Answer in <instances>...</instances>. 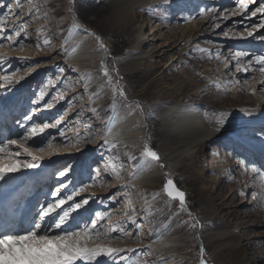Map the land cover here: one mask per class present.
I'll use <instances>...</instances> for the list:
<instances>
[{"label": "rangeland", "instance_id": "1", "mask_svg": "<svg viewBox=\"0 0 264 264\" xmlns=\"http://www.w3.org/2000/svg\"><path fill=\"white\" fill-rule=\"evenodd\" d=\"M7 2L12 3L15 10L16 0ZM22 5V12L18 13L19 20L16 22H28L29 39L25 40L26 46L23 48L6 45L0 49V56H3L0 74L14 81L11 86L21 87L18 96L26 92L25 87L28 88L27 111L34 101H39L34 100L35 93L41 90L47 93L45 102L52 103L53 108L46 109L45 114L49 112L52 116H43L41 123H55L59 116H64L61 127L68 138L67 143L58 136L56 129H48L44 135L54 138L52 147L64 144L63 148L68 147L76 154L74 160L58 166L52 174L56 179L63 167L75 164L74 170L70 172V175L74 172L75 175L69 178L74 186H68L67 194L82 184H89L86 192L92 193L97 184L98 194L94 199L97 205L92 213L94 210L110 208L114 213L110 217L111 224L126 221L133 214L137 220L145 217L139 236L132 226L127 238L122 235L116 239L110 237L111 244H131L135 246L134 249L143 250L130 253L128 264H199L201 244L205 249L207 264H264V176L259 171L253 172V166L264 170V151L256 147L234 152L231 146L225 147V137L229 133H220L217 139L204 142L184 155L177 154L182 146L164 131L165 123L159 115L161 110L189 99L200 102L214 130L222 110L231 114V122H261L243 126L242 133L251 135L264 128V111L259 113L250 109L264 106V90H260L257 83L264 80V73L259 72L258 68L254 73H237L232 62L238 50L264 54V41L252 37L238 38L240 33L245 32V26L260 22V14L256 17L244 14L222 19L218 12L215 23H219L220 27L214 28L211 20L206 24L211 14L208 18H201L198 10L214 5L231 9L233 0H188L186 9L175 10L173 16L169 14L170 8L167 6L165 9L162 4L137 9L131 22L123 25L115 18V9L110 0H22ZM30 9L32 16L27 15ZM7 11V8L0 9V19L6 20V26L14 22L5 15ZM223 15L227 16L228 13ZM182 16L193 18L184 20ZM73 19L81 22L91 33L82 35L80 32L82 39H87L91 48L97 47L102 54L97 58L98 64L92 67L94 69L82 74H79L80 68L74 64L68 67L61 62L65 58L61 51L69 43L67 37ZM151 22L159 28V40L153 45L138 47L136 37L147 36ZM183 31L184 35L181 34ZM224 33H228V36ZM259 35H264V30ZM62 37L63 41L59 44ZM97 37L102 39L106 50L100 47ZM45 40L49 41L47 45H44ZM200 48L209 49L210 52H200ZM142 52H148L149 55ZM8 57L12 59L3 63L2 60ZM16 57L28 58V63ZM229 59L231 71H225L224 64ZM103 67L112 77L111 83L104 75ZM60 68L64 69L63 73L59 72ZM26 73H30V76L27 75L29 78L24 87V79L15 83ZM41 76L50 78L44 88L41 86L44 82ZM233 76L240 83L233 81L228 84ZM245 79L247 84L244 83ZM6 85H9L8 82ZM48 85H51L49 91ZM11 86L5 89L11 91ZM252 87H256L255 94L250 91ZM120 90L124 91V96L118 94ZM60 96L65 99L60 100ZM34 105L39 107L43 103ZM16 108L14 106V113ZM114 108L132 112L140 110L144 115L146 136L134 152L116 143H110L108 148L102 147L99 139L104 125L102 118ZM5 131L9 132L11 139L13 126H8ZM44 135L40 138L44 139ZM78 139L84 142H75ZM147 143L162 158L160 170L150 186L131 181L134 164L141 160L143 147ZM252 143L258 145L259 142ZM113 145L115 147L110 151ZM78 151L81 153L78 154ZM256 151L262 152V162L256 157ZM172 154L180 156L177 163L172 160ZM129 156L138 159L133 162L128 159ZM161 162L164 167H161ZM97 164L103 179L91 183V169ZM163 171L186 191L187 210L192 213L191 217L188 211L179 210L178 201L163 193ZM51 187L52 190L56 188ZM117 192L121 193L118 204H110L107 198ZM197 220L199 224L193 227ZM243 220L248 223L247 232L241 230ZM161 233L176 237L181 243L168 249L143 247ZM251 234L255 235L259 244L258 256L249 254L251 245L246 241ZM238 241L241 243L238 244Z\"/></svg>", "mask_w": 264, "mask_h": 264}, {"label": "snow or ice", "instance_id": "2", "mask_svg": "<svg viewBox=\"0 0 264 264\" xmlns=\"http://www.w3.org/2000/svg\"><path fill=\"white\" fill-rule=\"evenodd\" d=\"M169 3H171V0H163L162 7L166 9ZM257 4L258 6H256ZM233 5L231 9L223 8L219 5L201 7L198 10V14L201 18H208L209 14H211L214 28L220 27L219 23H215L218 19V12L221 13L222 19L244 14L256 17L260 14V22L245 26V32L240 33L238 38L247 39L252 37L264 41V35H259V32L264 30V2H261V0H233ZM4 8L8 10L5 15L12 18L14 22L6 26V20L0 19V49H3L6 45L13 48L25 47V40L29 39L27 35L28 22H16L19 20L18 13L22 12V0H16L15 10H13L12 3H8L7 0H0V9ZM223 13H228V15L225 16ZM27 15H33L31 9ZM191 18L193 17H181L184 20ZM22 35L23 39H21ZM224 35L228 36V33H224ZM97 39L100 42V47L106 50V45H104L102 39L99 37ZM48 43V40L44 41V45ZM199 51L210 52L209 49L203 48H200ZM216 55L218 57L219 53ZM209 58H212L211 55ZM11 59L12 57H8L7 60H2V62L7 63ZM15 59L23 60L25 64L28 63V58L16 57ZM232 59L237 73H254L257 68L259 72L264 73V54H252L244 50H238L234 53ZM101 63L103 66V61ZM224 69L225 71H231L230 64L225 63ZM102 70L104 75L108 77L109 83H111L112 77L108 74L107 68L103 67ZM63 71V68L59 69L60 73H63ZM29 74L26 73L25 76L20 77L15 83H19L20 80L25 79ZM2 79L7 81L9 85L14 83L9 76H4ZM233 81L237 84L240 83L235 76L227 83L231 84ZM247 82V79H245L244 83L247 84ZM257 83L260 90H264V80H260ZM217 88H219V85H217ZM250 91L255 94L256 87H252ZM118 94L121 96L125 95L123 90H120ZM59 99L63 100L65 97L60 96ZM33 103L37 105L43 103L45 109L53 108L52 103L45 102L43 90L40 92L39 101H34ZM35 111L36 109L33 108L24 114L21 119L15 121L19 127L24 129L25 134L23 136L19 139L0 138V185L8 184L13 174L36 167L45 158L46 154L49 156L52 154L51 149L54 138L44 135L46 130L56 129L58 136L67 143L68 138L61 127L64 123V116H59L55 123H35L33 122ZM2 113L3 107L0 106V114ZM230 115L227 111H221L219 119L215 122L216 132L229 133ZM29 124H31L30 129L28 128ZM231 133H235V135L229 134L225 137V147L231 146L234 152L240 149L247 150L256 147L264 151V128H261L258 133L251 135L242 133L237 128H232ZM42 135H44V139L41 141L42 146H38L35 149L25 146L27 142L39 139ZM77 135L79 136V133ZM253 141H258V145L253 144ZM76 142L83 143L84 141L78 139ZM109 144L108 140H104L102 147L108 148ZM13 147L22 150L23 155L27 158L22 159L21 151H12ZM114 147L113 145L109 150H113ZM46 148L49 150L47 153ZM240 154L243 155V152ZM143 158L154 160L157 163L161 160L158 152L147 144L144 145L140 156V159ZM128 159L135 162L138 158L129 156ZM161 167H164V165L161 164ZM135 170H138V168ZM71 171L72 167L69 166L58 172L57 179L64 178V181L50 192L52 198L50 201L46 199L39 204L38 211L28 221L26 226H23L22 223L16 224L14 217L11 220L0 221V264H128V253L143 251L142 249L117 248L94 242L100 238L108 239L111 237L116 239L121 237V235L127 238L130 235L132 226L135 227L136 235L139 236L145 217L137 220L135 214H133V216L127 217L126 221H118L115 224H111L109 222L110 217L114 213L110 208L103 211L94 210L93 213L86 217L83 216V213L88 212L90 203L94 202L95 194L93 193L87 198L81 197L77 200L76 197L79 193H84L89 188V184H82L78 188H74L71 194L65 195L68 186L72 184V181L68 179ZM257 171H259L261 176H264V170H258L253 166V172ZM105 175L111 174L105 173ZM102 179L101 169L93 167L89 176L90 182L95 183ZM162 191L168 198L179 202L180 211H188L186 193L176 186L174 179H165ZM120 195L121 193L119 192L116 195H110L107 198L108 202L110 204H118ZM188 215L191 217L192 213L188 211ZM77 217L81 218L77 220ZM197 224H199L198 220L193 227H196ZM200 227L202 228L203 226L200 225ZM204 254L205 249L201 244L199 264H207Z\"/></svg>", "mask_w": 264, "mask_h": 264}, {"label": "bare ground", "instance_id": "3", "mask_svg": "<svg viewBox=\"0 0 264 264\" xmlns=\"http://www.w3.org/2000/svg\"><path fill=\"white\" fill-rule=\"evenodd\" d=\"M112 6L114 7V15L117 21L123 23V25H128L132 18L135 10H143L151 7L152 5H163V0H110ZM188 0H171L167 6L170 8L171 16L175 14V10L180 11L182 9H186V3ZM194 1V0H193ZM196 2V1H195ZM194 4V3H193ZM190 11V10H189ZM172 18V17H171ZM211 18L206 22L209 24ZM82 24V23H81ZM78 23L73 19L71 31L68 38V42L65 46H63L64 52L62 55L65 57L61 60L65 66L72 67L74 64L75 67L80 68L79 74L82 72L92 71V67H95L98 62L97 58L101 57L100 50L97 47L91 48V43L88 44L86 41L82 39L80 36V32L84 34H90L83 25ZM164 24V23H163ZM202 28V27H201ZM162 31V30H161ZM202 31V30H201ZM161 33V32H160ZM162 34V33H161ZM185 32L183 31V33ZM198 34H202L199 32ZM144 35V34H143ZM160 38L159 28L155 23L149 24V34L145 37L137 36L136 42L138 43V47L144 44L153 45ZM180 40V39H179ZM63 41V37L59 44ZM180 42V41H179ZM94 43V42H93ZM183 42L180 44L182 45ZM179 44V45H180ZM186 44V43H185ZM90 45V46H89ZM144 55H149L148 52H142ZM151 56V55H150ZM3 56H0L2 58ZM1 61V59H0ZM233 62V60H232ZM228 63L231 65V60H228ZM54 67V66H53ZM78 72V71H77ZM41 72H39L40 74ZM42 76L43 73H41ZM30 76V75H29ZM29 76H27L23 80L24 87L26 82L28 81ZM41 78L44 82L41 86L44 88V84L46 81H50V78ZM4 75L0 74V78H3ZM7 82L2 81L0 79V106L3 107V113L0 114V138H9V132L5 131L8 126H13L14 133H11V138L19 139L21 136L25 134L24 129L19 127L15 121L22 118V116L28 113L31 109L35 108V115L33 117V122L41 123L43 116L50 117L52 114L47 112L45 114V108L43 106H35L34 103L30 107V110H26L28 105L27 91L28 88L25 87V93L21 96H18L17 93L21 90V87H16L14 85H6ZM13 87V89L5 90L7 87ZM51 85H48V91ZM46 89V91H47ZM34 94V93H32ZM47 94V93H45ZM34 100L40 99V92L34 94ZM49 98V97H48ZM9 100V101H8ZM27 100V103H25ZM25 103V104H24ZM14 106H17L15 109V113L13 112ZM124 109V108H123ZM252 112L261 113L264 111V106H256L250 108ZM103 110V109H102ZM204 108L201 106L200 102L197 100H185L183 102H179L173 105L171 108L161 110L159 115L162 116L163 121L165 123L164 131L168 132L169 137L173 139L174 142L181 144L182 148L179 150L177 154H185L191 149H195L198 145L203 144L204 142H208L219 137L218 132L212 129L208 119L204 115ZM13 114V115H12ZM6 115V117H4ZM22 115V116H21ZM248 115V114H247ZM249 116V115H248ZM104 125L102 129V133L100 135L101 141L108 140L110 143L120 144L129 148L130 151H136L138 149L146 136V121L144 119V115L140 110L137 112H132L127 109L121 110L114 108L112 111L103 116ZM261 122L258 121H244V122H231L229 125V134L235 135V133H231L232 128H237L240 131L243 129L242 127L245 125H253ZM6 126V127H4ZM31 124L28 125L30 129ZM6 128V129H5ZM43 138L35 139L33 141H29L26 143V147H30L35 149L41 145V141ZM75 140V139H74ZM76 142V141H75ZM63 143V142H62ZM61 143V144H62ZM72 143V142H71ZM64 145V144H63ZM62 145V146H63ZM52 147L51 155H45V158L36 166L27 170H22L18 173L13 174L11 181L6 185H0V221L11 220L13 217L15 218L16 224H23L26 226L28 221H30L35 213L38 211V206L41 202L47 200H51L50 192L53 187H58L59 183L64 181V178H60L59 180L52 177L54 173V169L60 165H65V162L74 160L75 155L74 150L67 148ZM12 151H21V158H27L23 155L22 150L13 147ZM49 150L46 148V153ZM81 153L78 151V154ZM179 155H171L172 160L177 163L179 159ZM256 157L260 162L263 160V154L260 151H256ZM72 158V159H71ZM213 158V157H212ZM78 159V157L76 158ZM160 163V162H159ZM159 163L154 160H148L147 158H143L134 164V170L131 177V181L140 182L143 185L150 186L157 174L160 170ZM72 170H74L75 164L72 166ZM96 167H99L98 164ZM138 170H135L137 169ZM66 167H63L60 171H63ZM244 169V168H243ZM164 172V171H163ZM83 174V173H82ZM74 177L75 172L71 174ZM70 173L68 175V179L71 177ZM237 177V176H236ZM43 178V179H42ZM53 178V180H52ZM235 178V177H234ZM25 179H27L25 181ZM237 179V178H236ZM36 183L32 184L34 181ZM24 184L21 185V183ZM74 181V180H73ZM75 182V181H74ZM42 184V187L40 185ZM73 185V184H72ZM71 186V185H70ZM74 186V185H73ZM93 189L92 193H79L77 198H87L93 193L95 196L98 194L96 187ZM19 188V189H18ZM43 188L45 190L43 191ZM70 188V187H69ZM68 191V189H67ZM69 194V193H68ZM67 192L65 195H68ZM40 195V197H38ZM95 196L93 199H95ZM43 198V200H42ZM96 200L90 203V207L88 212L83 213V216H87L92 213V209L96 206ZM8 212L6 216L5 213ZM81 217H77L79 220ZM75 223V221H74ZM241 230L248 231L249 226L246 220H243ZM240 229V228H239ZM107 240V242L105 241ZM105 241V242H104ZM110 238L108 239H96L94 242L98 244H104L117 248H127L134 249L131 244H111L109 243ZM91 243V242H90ZM181 242L176 237H172L165 234H158L153 239L147 241L143 247L150 248H162L168 249L172 247H176ZM241 241H238V244ZM246 243L251 247L249 254L252 256H258L260 253L259 244L255 239V235L251 234L249 239H247ZM130 253H128L129 255Z\"/></svg>", "mask_w": 264, "mask_h": 264}, {"label": "water", "instance_id": "4", "mask_svg": "<svg viewBox=\"0 0 264 264\" xmlns=\"http://www.w3.org/2000/svg\"><path fill=\"white\" fill-rule=\"evenodd\" d=\"M80 23H81V22H80ZM147 145H149V146L151 147V145H150L149 143H147ZM151 148H152V147H151ZM161 159H162V158H161ZM161 164L164 165L163 162H161ZM161 164H160V165H161ZM163 178H164V181H165V179L169 178V177L165 174V172H163ZM175 183H176V182H175ZM176 186L179 187V186L177 185V183H176ZM179 188H180V187H179ZM180 189L183 190L182 188H180ZM183 191L186 193L185 190H183ZM186 203H187V193H186Z\"/></svg>", "mask_w": 264, "mask_h": 264}]
</instances>
